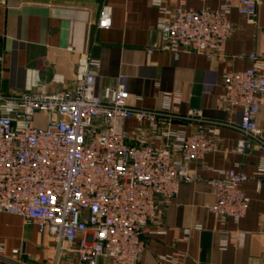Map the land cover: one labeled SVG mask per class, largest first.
Instances as JSON below:
<instances>
[{
	"label": "built area",
	"instance_id": "2783aa9c",
	"mask_svg": "<svg viewBox=\"0 0 264 264\" xmlns=\"http://www.w3.org/2000/svg\"><path fill=\"white\" fill-rule=\"evenodd\" d=\"M260 1L227 0L219 9L196 10L154 0L164 13L161 48L176 57L181 52L222 56L233 31L231 10L254 25ZM111 24L112 8L105 4L98 27ZM250 58V68L229 71L222 80L228 109L241 112L239 153L250 147V140L264 145L257 124L264 63L256 54ZM99 66L90 56L80 58L73 85L65 92H0V212L47 231L60 250L78 257V264H97L101 257L108 264H138L145 226L183 183L197 178L188 165L217 149L218 133L207 131L201 113L179 114L175 98L150 110L129 103L124 83L99 91ZM130 119L137 122L134 132L125 127ZM182 121H193L195 132L177 129ZM247 179L233 168L211 179L215 202L209 210L221 219L243 218L249 198L241 186ZM243 237L224 234L222 243L226 246L232 238L240 243ZM0 264L19 263L0 245Z\"/></svg>",
	"mask_w": 264,
	"mask_h": 264
},
{
	"label": "crops",
	"instance_id": "0c3cea01",
	"mask_svg": "<svg viewBox=\"0 0 264 264\" xmlns=\"http://www.w3.org/2000/svg\"><path fill=\"white\" fill-rule=\"evenodd\" d=\"M173 1L196 10L219 9L227 2ZM105 4L112 8V24L100 28ZM163 17L154 0H0V92H65L73 85L78 60L90 56L100 63L99 91L121 82L132 106L157 110L172 97L179 114L201 113L207 131L217 130L218 147L188 165L197 178L183 183L174 199L160 205L157 219L145 226V250L138 264H264V145L250 140L244 153L235 151L242 137L237 128L241 112L228 109L222 88L227 72L253 65L251 54L264 63V0L254 25L231 10L232 34L223 55L214 58L193 52L176 57L162 49ZM260 72L264 75V64ZM257 124L264 135V97ZM125 127L134 132L136 120ZM175 127L186 133L196 130L193 121ZM232 168L248 176L241 187L249 207L238 222L209 210L215 202L210 180ZM237 233L244 234L242 242L232 238L223 245L224 234ZM0 245L19 264L79 263L47 231L15 214L0 212ZM97 264L108 261L101 257Z\"/></svg>",
	"mask_w": 264,
	"mask_h": 264
}]
</instances>
